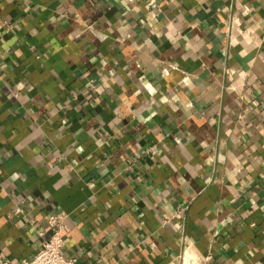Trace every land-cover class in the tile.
I'll list each match as a JSON object with an SVG mask.
<instances>
[{"label":"crops","instance_id":"0c3cea01","mask_svg":"<svg viewBox=\"0 0 264 264\" xmlns=\"http://www.w3.org/2000/svg\"><path fill=\"white\" fill-rule=\"evenodd\" d=\"M155 1L0 0L10 264H264V0Z\"/></svg>","mask_w":264,"mask_h":264},{"label":"built area","instance_id":"2783aa9c","mask_svg":"<svg viewBox=\"0 0 264 264\" xmlns=\"http://www.w3.org/2000/svg\"><path fill=\"white\" fill-rule=\"evenodd\" d=\"M151 4H155V0H151ZM237 16L232 15L229 30H232ZM12 24L8 21H0V37L12 28ZM48 224L51 234L42 243L40 250L31 259H24L21 264H76V258H68L63 252L66 245L67 235L70 226L67 222V214L65 211L52 213L48 217ZM0 264H10V261L0 253Z\"/></svg>","mask_w":264,"mask_h":264},{"label":"bare ground","instance_id":"6f19581e","mask_svg":"<svg viewBox=\"0 0 264 264\" xmlns=\"http://www.w3.org/2000/svg\"><path fill=\"white\" fill-rule=\"evenodd\" d=\"M189 250V249H188ZM184 264H196L195 256L191 253V251H187L184 257Z\"/></svg>","mask_w":264,"mask_h":264}]
</instances>
